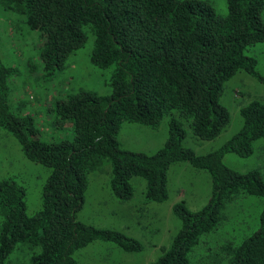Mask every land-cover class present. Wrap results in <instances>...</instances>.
I'll use <instances>...</instances> for the list:
<instances>
[{
	"label": "trees",
	"instance_id": "16d2710c",
	"mask_svg": "<svg viewBox=\"0 0 264 264\" xmlns=\"http://www.w3.org/2000/svg\"><path fill=\"white\" fill-rule=\"evenodd\" d=\"M225 6L219 14L207 0H0L3 10L43 35L39 57L47 73L62 69L91 37L90 62L110 69L111 89L100 95L78 88L56 100L54 121L70 127L72 137L42 140L33 116L11 109L14 69L0 59V127L29 160L50 169L41 206L32 215L25 213L24 186L0 179V264L17 246L28 250L30 264H78L73 253L95 240L139 251L142 244L133 237L76 219L89 174L106 165L111 191L123 202L133 197L134 175L146 182V200L164 201L168 168L177 162L210 176V197L200 209L190 210L183 201L172 206L179 227L150 264H190L200 238L225 222L229 203L243 195L264 202L259 169L242 172L223 162L227 153L251 155L254 142L264 138V101L240 107L241 127L217 149L197 154L183 144L186 125L195 137L210 140L229 123L220 97L237 72L264 84L256 58L245 53L247 46L264 42V1L225 0ZM165 116L168 135L158 150L149 154L121 146L124 121L154 127ZM211 262L264 264V203L256 228L238 243H223Z\"/></svg>",
	"mask_w": 264,
	"mask_h": 264
},
{
	"label": "rangeland",
	"instance_id": "374dc122",
	"mask_svg": "<svg viewBox=\"0 0 264 264\" xmlns=\"http://www.w3.org/2000/svg\"><path fill=\"white\" fill-rule=\"evenodd\" d=\"M215 11L224 14L225 0H207ZM264 1V0H263ZM264 20V6L261 12ZM66 60L62 69L51 74L42 67L39 49L43 35L29 29L20 16L0 7V59L14 69L9 78L8 99L14 113L30 114L39 129L42 140L71 138L70 127H59L55 120V101L67 93L84 88L97 94H109L110 69H100L90 62L93 46L91 37ZM247 55L257 60L256 69L264 75V42L247 46ZM264 101V84L245 72H237L224 85L220 102L230 113L229 123L218 136L210 140L195 137L186 125L184 146L197 154H205L220 147L242 125L240 107L251 100ZM169 116L163 117L151 127L134 121H124L118 132L121 146L125 149L153 153L165 142L168 135ZM253 153L247 157L227 153L223 162L237 171L257 168L264 178V138L254 142ZM108 165L103 172L89 174L84 205L76 213V219L98 228L114 229L139 241V251H123L108 241L95 240L76 250L73 257L78 264H150L166 247L179 227V220L171 208L183 201L188 209H200L211 193L210 176L187 162H177L168 168L167 191L164 201L145 199L146 182L134 175L131 182L133 197L121 201L111 191ZM50 169L29 160L22 152L17 139L0 127V179L13 178L25 188V213L32 215L41 206V189ZM263 199L243 195L229 203L226 220L217 229L203 235L190 255V264H213L215 252L226 241L240 242L257 226V215ZM204 238V242L200 243ZM201 244V245H200ZM29 252L17 246L7 256L5 264H30Z\"/></svg>",
	"mask_w": 264,
	"mask_h": 264
}]
</instances>
